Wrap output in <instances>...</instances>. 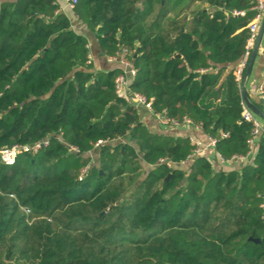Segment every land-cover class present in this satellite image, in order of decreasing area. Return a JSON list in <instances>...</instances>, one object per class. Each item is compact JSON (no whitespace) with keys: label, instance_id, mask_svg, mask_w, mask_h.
I'll use <instances>...</instances> for the list:
<instances>
[{"label":"trees","instance_id":"obj_1","mask_svg":"<svg viewBox=\"0 0 264 264\" xmlns=\"http://www.w3.org/2000/svg\"><path fill=\"white\" fill-rule=\"evenodd\" d=\"M253 6L78 0L73 12L105 58L128 51L132 94L199 125L233 161L254 132L235 76ZM60 10L0 2V151L49 141L13 166L0 160V264H264V134L237 169L187 162L191 140L151 132L117 95L120 70H96Z\"/></svg>","mask_w":264,"mask_h":264},{"label":"built area","instance_id":"obj_2","mask_svg":"<svg viewBox=\"0 0 264 264\" xmlns=\"http://www.w3.org/2000/svg\"><path fill=\"white\" fill-rule=\"evenodd\" d=\"M67 7L69 9L74 10L75 6L78 3V0H65ZM255 16L251 22V25L249 26L250 30V38L248 40L247 46H246V52L244 55V58L242 62L236 67L235 69V76L239 82H242L243 76L245 74L246 68L248 66L252 50L255 45V41L259 32V28L262 22V19L264 17V0H254V6L251 9ZM244 12L236 13V15L244 16ZM89 59L91 61V56H89ZM109 63H116L120 65L117 69L120 70V74L116 78L115 81V90L119 97L121 98H130L131 101L137 105L136 107H142L146 109L149 113L153 114L155 118L158 120L159 124L165 127H172V128H178L183 125H189L195 127L196 130L201 131V127L199 125L193 124L189 120H185L183 123L174 121L170 119L166 113H154L152 109V105L150 102H147V100L144 97L132 94L130 92L129 86L130 81L136 77L137 70L133 64L128 59V51L126 49H121V51L114 57L107 58ZM259 94L261 98L264 100V83L259 87ZM243 121L250 123L254 127V132L252 134V137L248 141L249 145V152L244 157H235L232 159L233 161H241L245 162L249 160V158L252 157L255 151L257 138L264 134V126L263 121H261L257 116L254 115V113L247 108V106L244 104V111H243ZM227 135H223V138H226ZM193 145L195 146L194 150L192 151L191 155L188 158V161H191L198 157H206L207 151H214L216 153V144L217 141L209 136H207L206 143L200 140L196 139H190ZM102 142L96 144V148L100 147ZM49 141L44 140L41 143L35 144L33 146H22V145H15L11 148L3 149L0 151V160L1 162L6 166H13L18 158L19 155L23 153H37L41 149L48 147ZM70 150L74 153H79V150L74 147H70ZM217 154V153H216ZM218 155V154H217ZM219 160L222 163H229L231 161H225L220 155H218ZM187 162L185 164H187ZM172 166V164H170ZM261 208L264 210V196H263V202L261 205Z\"/></svg>","mask_w":264,"mask_h":264},{"label":"crops","instance_id":"obj_3","mask_svg":"<svg viewBox=\"0 0 264 264\" xmlns=\"http://www.w3.org/2000/svg\"><path fill=\"white\" fill-rule=\"evenodd\" d=\"M3 1H15V0H0ZM59 4L61 10L60 12L65 14L70 22L72 29L79 35L85 36L89 41V49L91 60L95 66L96 70L101 71H111L120 67L116 63H109L107 58H105L100 50L99 44L93 34H91L87 28L79 21L77 15L73 12L74 10L69 9L65 0H56ZM252 22V21H251ZM251 22H247L238 31L248 28L251 25ZM252 54V53H251ZM264 83V36L259 48V52L256 56L252 71L249 75V78L246 82V92L248 100L251 104L258 107L262 110L259 105H264L262 103V98L259 94V87ZM133 102V101H132ZM133 104H135L133 102ZM137 106V105H135ZM139 108V113L141 116L142 122L147 126V128L157 134H165L173 137L196 139L206 143L207 136L202 132L195 129L193 126L183 125L178 128L165 127L159 124L155 116L149 113L146 109L142 107ZM263 111V110H262ZM264 126V123H263ZM206 157L210 158L216 170H227L237 169L244 164V161H231L229 163H222L219 160L218 155L214 151H207ZM184 168L189 167V164H185Z\"/></svg>","mask_w":264,"mask_h":264},{"label":"water","instance_id":"obj_4","mask_svg":"<svg viewBox=\"0 0 264 264\" xmlns=\"http://www.w3.org/2000/svg\"><path fill=\"white\" fill-rule=\"evenodd\" d=\"M263 36H264V17L262 19V22H261V25L259 28V32H258L256 41H255L254 48L252 50V54H251L248 66L246 68L245 74H244L242 82H241V93H242L243 102L247 106V108L250 109L254 113V115L257 116L261 121L264 122V111L260 110L258 107H256L255 105L250 103V101L248 100V97H247V92H246V82H247V79L249 78V75L252 71L256 56L259 52V48H260ZM262 103H264V100H262ZM101 174H102V172H101Z\"/></svg>","mask_w":264,"mask_h":264}]
</instances>
